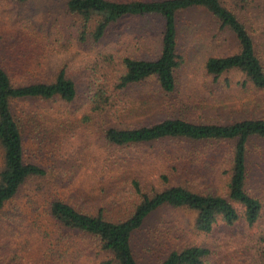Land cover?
Listing matches in <instances>:
<instances>
[{
  "label": "rangeland",
  "instance_id": "rangeland-1",
  "mask_svg": "<svg viewBox=\"0 0 264 264\" xmlns=\"http://www.w3.org/2000/svg\"><path fill=\"white\" fill-rule=\"evenodd\" d=\"M222 2L246 26L264 68V0ZM66 3L0 0V36L12 41L17 32L27 35V78L49 81L65 69L77 91L70 104L60 99L13 103V113L23 122L24 159L41 166L46 175L27 180L1 210L0 264H103L111 259L94 238L53 219L50 204L55 200L92 215L101 210L118 221L138 200L135 181L149 195L172 186L226 195L232 143L164 139L116 146L106 140L108 129H134L173 118L218 125L264 119V88H254L238 70L218 78L207 73L208 58L226 57L238 49L231 33L220 31L205 10L177 16L182 64L174 91L165 94L155 77L117 88L124 58L152 61L160 55L159 16L123 17L95 43V22H89L81 36L85 22L71 14ZM11 77L13 83L20 81ZM100 90L107 101L95 110L92 100ZM248 164L247 191L262 208L255 224L248 226L241 217L231 226L219 221L211 232L201 233L194 227L193 211L162 207L132 238L138 264H160L169 253L194 246L209 251L203 264H264V142L249 146Z\"/></svg>",
  "mask_w": 264,
  "mask_h": 264
},
{
  "label": "trees",
  "instance_id": "trees-1",
  "mask_svg": "<svg viewBox=\"0 0 264 264\" xmlns=\"http://www.w3.org/2000/svg\"><path fill=\"white\" fill-rule=\"evenodd\" d=\"M25 3L28 0H12ZM67 10L87 24L95 22L91 39L102 40L113 23L126 16H159L163 20L160 55L152 61L124 58V72L118 79L122 89L155 77L160 89L171 94L175 89V73L182 64L177 52L179 13L202 9L209 13L219 26L227 30L237 42V53L226 57H210L205 63L207 73L218 78L230 70L242 72L256 89L264 88V68L258 58L253 40L243 22L224 6L222 0H158L117 2L112 0H67ZM26 37V38H25ZM9 38L0 36V147L3 164L0 167V212L14 198L20 187L30 179L43 178L45 170L24 159L23 122L13 113V103L27 100L50 101L60 99L72 103L77 91L67 77L65 69L54 73L49 81L27 78L25 70L30 56L22 31ZM264 47V38H263ZM11 52V53H10ZM10 54L11 56H9ZM10 69V72L8 69ZM24 70V71H23ZM12 76L20 81L13 83ZM95 110H101L107 97L103 91L93 96ZM109 144L128 146L147 144L164 139H182L196 143L230 142L231 163L226 195L198 193L181 186H172L152 194L143 193L139 184L132 182L138 200L127 216L118 221L106 218L103 211L95 215L83 212L63 201L50 204V214L63 228L91 236L100 250L111 256L103 264H138L132 248V238L145 221L162 207L185 208L195 213L194 227L209 233L220 221L228 226L241 217L248 226L259 219L261 202L247 191L249 146L255 141L264 142V119H243L228 125L198 124L182 119H165L151 126L134 129H108L105 134ZM241 208V212L237 207ZM209 251L203 247H189L173 251L160 264H203Z\"/></svg>",
  "mask_w": 264,
  "mask_h": 264
}]
</instances>
